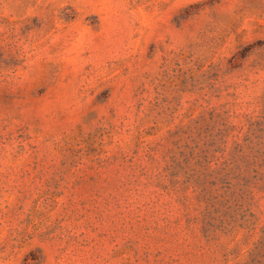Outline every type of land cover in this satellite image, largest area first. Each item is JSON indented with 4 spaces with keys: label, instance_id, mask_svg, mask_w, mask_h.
Returning <instances> with one entry per match:
<instances>
[{
    "label": "rangeland",
    "instance_id": "obj_1",
    "mask_svg": "<svg viewBox=\"0 0 264 264\" xmlns=\"http://www.w3.org/2000/svg\"><path fill=\"white\" fill-rule=\"evenodd\" d=\"M0 264H264V0H0Z\"/></svg>",
    "mask_w": 264,
    "mask_h": 264
}]
</instances>
